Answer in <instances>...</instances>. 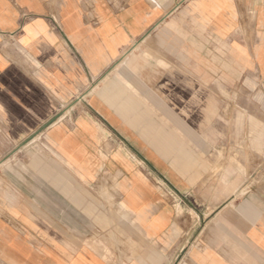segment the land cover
Returning <instances> with one entry per match:
<instances>
[{
	"label": "crops",
	"instance_id": "1",
	"mask_svg": "<svg viewBox=\"0 0 264 264\" xmlns=\"http://www.w3.org/2000/svg\"><path fill=\"white\" fill-rule=\"evenodd\" d=\"M0 264H264V0H0Z\"/></svg>",
	"mask_w": 264,
	"mask_h": 264
},
{
	"label": "rangeland",
	"instance_id": "2",
	"mask_svg": "<svg viewBox=\"0 0 264 264\" xmlns=\"http://www.w3.org/2000/svg\"><path fill=\"white\" fill-rule=\"evenodd\" d=\"M221 113L220 114H224V108L220 110ZM182 115H188V111L187 109L182 108L181 109ZM192 114V113H191ZM193 115L198 116V117H203L205 115V109L204 108H197L195 113H193ZM166 126V130L169 131H173V125H165ZM245 126V132H249V134H247L249 137H252V127L254 126L253 124H245L243 125ZM180 129H175L177 131L181 132L182 136H186L188 137V135H186L189 132H195L196 133V140H188L187 138H184L181 141V145L182 148H189V147H205V142H206V132L209 133V137H211V132L214 134H219V135H214V139H213V146H219L218 144H221V140H216L221 139L222 134H224V123H190V124H180L179 125ZM184 132H186V134H184ZM39 142H44L43 140L37 141V146H39ZM197 143L196 146L194 145V143ZM41 147V146H40ZM188 157V156H187Z\"/></svg>",
	"mask_w": 264,
	"mask_h": 264
},
{
	"label": "bare ground",
	"instance_id": "3",
	"mask_svg": "<svg viewBox=\"0 0 264 264\" xmlns=\"http://www.w3.org/2000/svg\"><path fill=\"white\" fill-rule=\"evenodd\" d=\"M179 209H180V207H179Z\"/></svg>",
	"mask_w": 264,
	"mask_h": 264
}]
</instances>
